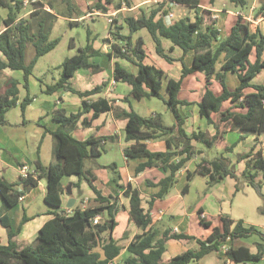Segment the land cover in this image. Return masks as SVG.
I'll return each mask as SVG.
<instances>
[{"label":"trees","instance_id":"1","mask_svg":"<svg viewBox=\"0 0 264 264\" xmlns=\"http://www.w3.org/2000/svg\"><path fill=\"white\" fill-rule=\"evenodd\" d=\"M33 1V0H31ZM64 3L67 17H72L77 13L72 0H61ZM235 5H245L246 0H230ZM35 10L30 13H39V9L44 6L42 2L33 1ZM172 3L184 4L189 7H196L199 0H157L156 5L148 14L141 12L137 16H125L123 21L128 28V34L119 32V26L113 23L109 32L114 42L111 44L113 55L121 59H126L137 66V73L133 74L126 70L119 63L115 62L113 78L117 81L125 82L130 86V95L135 99L157 97L167 106L173 116V123L165 125L158 116H142L134 110H123L120 116L125 118L124 127L125 140H134L135 143L123 149L125 157H143L134 173L137 174L147 167H161L169 174L163 176L157 183L159 189L155 198H164L176 182V172L184 163L200 153L195 143H200L204 148L211 149L217 147L223 140L226 131L221 127L222 123H228L230 129L239 132L238 141L243 140L248 134H260L264 132V84H251L250 80L262 69H264V33H252L248 24L238 18L232 25L229 34L220 37L215 20L211 18L209 12H197L193 19L180 17L169 23L166 16ZM50 6L51 4L48 3ZM122 4L130 5V0H96L93 7L106 12V5H112L115 9H120ZM0 6L7 9L5 17L0 15V24L5 28L0 31V52L5 56L6 62L0 61V69L20 70L22 72V85L25 94L19 100L20 82L16 79L9 80V86L3 93H0V125L7 123L6 112L19 104L22 115L25 108L32 101V96L28 91V78L32 73L37 59L52 50L59 42V37L49 38V27L43 23L52 16H46L36 23L35 32L30 35L29 18H19L18 14L23 9V0H0ZM264 16V0L255 12V16ZM63 15V14H62ZM158 16V17H156ZM47 21V20H46ZM74 23L73 21H70ZM144 28L153 44L155 53L166 61H173L162 44L163 39L170 41L171 46L181 49L182 54L177 58L181 63V74L178 79L169 78L166 84L167 97L161 94L163 86L164 71L153 64L145 63L144 40L141 36L133 39V34ZM90 31L87 30L86 43L78 47L77 53L64 57L61 63L59 78L46 88L47 93H51L58 88H64L82 98L79 109L76 112L66 114L61 107L53 110V118L59 122L58 127L49 132L53 138L52 155L53 160L44 165L36 152L34 161L35 176L28 174L19 181L8 182L0 177V224L6 229L8 241L5 245H0V264H108L120 253L121 246L112 237L115 226V213L118 205L115 201L101 194V191L93 185L95 176L92 172L84 169V161L88 158H95L100 154L99 146L102 140H110L108 136L89 135L83 140H79L72 135L73 129L84 113L92 111V117H96L100 112L112 108L104 98L92 102L84 98L97 93L103 89L105 82L95 85L89 90L80 91L71 87L68 83L70 77L77 69L86 68L93 72L99 70V65L91 63L89 56L99 55L101 52L94 49L90 43ZM34 47V55L29 62L25 61V49L28 41ZM217 44L213 46V42ZM189 50L194 52L192 64L186 66L183 56ZM254 50L255 60L249 62V54ZM224 54L222 71H217L215 63L219 55ZM231 70L237 74L239 83L229 90L225 84V73ZM193 72H203L207 78L214 75L220 82L222 91L215 95L206 86L201 100L198 102L200 116L205 117L208 123L215 128L212 135L203 131L187 134L183 128L184 120L178 111V105L186 104L187 101L178 98L182 79ZM251 87L253 90L245 93V89ZM226 100L232 102L230 108L221 110L222 103ZM233 107V109H231ZM244 109V111L234 110ZM211 113H218L219 119L213 121ZM24 122V119L22 120ZM89 121L84 117L82 124L87 126ZM162 138L165 141L164 151H151L146 147V141ZM236 142L224 144L221 151L211 159H202L194 171L187 172V180L193 174L205 176L207 186L223 180L226 176H231L238 181L235 169L230 165L228 158L223 153L231 150ZM181 156L177 161L173 157ZM247 158L245 170L241 177L245 182L254 187H259V182L254 178L258 172L261 173V181L264 182V152L260 149L250 151L244 155ZM114 167L115 163L103 167ZM76 175L79 179H85L94 193V204H89L85 208H74L71 213L55 210L53 216L40 227L37 237L33 242L19 244L15 240L17 232L23 222L27 219L21 217L18 227L13 230L10 225L7 211L15 205L19 197L31 187L37 184L39 179L45 178L44 201L50 207L57 209L62 204V194L66 192V187L61 183L64 176ZM115 181L118 179L115 178ZM151 183V182H149ZM124 196L129 200V217L135 225L141 229V233L136 234L127 245V250L131 254L123 263L115 264H197L204 255L220 249V244L227 238L232 240V245L226 249V255L230 260L245 261L259 260L262 257L264 243L256 245L257 250L250 252L245 245H237L236 241L241 237H248L256 233L264 239V233L255 226H244L241 221L234 222L227 216H222V228L215 227L212 232L203 240L197 239L199 248L197 250L187 249L168 260H163L162 254L165 251V244L171 240H191L192 236L184 233L171 232L170 229L159 230L152 223L149 210H144L141 206L139 191L131 184H117ZM188 189V182L182 188L183 192ZM238 189V184L236 186ZM152 198V200L154 199ZM152 200L149 201L151 206ZM261 214H264V203L258 207ZM105 213V216H101ZM99 216V220L94 223L92 220ZM200 222L209 225L200 218Z\"/></svg>","mask_w":264,"mask_h":264},{"label":"crops","instance_id":"2","mask_svg":"<svg viewBox=\"0 0 264 264\" xmlns=\"http://www.w3.org/2000/svg\"><path fill=\"white\" fill-rule=\"evenodd\" d=\"M72 1L74 5L80 8V10L77 11V17H84L83 19L91 22L92 26H94L93 30L87 28V30L90 31V43L94 49L100 50L101 53L99 55L89 56V61L91 63L99 65L98 71L93 72L86 68L77 69L68 80V83L71 87L77 90L85 91L91 89L95 85H100L101 83L105 82V86L101 91L88 95L84 99L88 102H92L97 99L104 98L109 103V105L112 106L111 109L100 112L96 117H92V111L84 113L72 131V135L79 140H83L91 134L97 137L110 136L113 138L110 140H102L100 146L98 147L100 154L93 159L88 158L84 161V169L85 163L87 162L89 168L86 170H93H91L95 176V179L92 182L93 185L101 191L103 196L108 197L111 202L115 201L118 205V211L114 216L115 226L112 231V237L121 246V250L119 255L108 264H115L117 262L123 263L124 260L131 255L127 250V245L136 234L141 233V229L138 228L129 217V200L128 197L123 195L122 189L117 185L120 183L125 185L129 183L138 189L141 198V206L145 211L149 210L152 223L156 225L159 230L168 228L171 232L184 233L193 237L191 240H171L166 242L165 251L162 254L163 260H168L169 258L187 249L197 250L199 248V245L196 241L197 239H205L215 227L219 229L222 228V216H227L234 222L241 221L244 226L253 225L262 233H264V214L258 212L259 216L262 217L259 218L255 216L250 209L252 204L258 208L264 203V182L261 181V173L258 172L257 176L254 178L256 182H259V187L249 185L247 182H245L243 177L242 178L245 185H240L241 175L245 170V162L247 160L244 155L250 151H256L258 149L264 152V132L260 134H248L243 140L237 142L239 132L230 129L228 123H222L221 127L225 128L226 131L220 144L217 145V147L207 149L204 148L200 143H195L196 148L200 149L201 152L187 160L184 165L176 172V182L169 190L168 194L164 198H155L154 196L157 193L159 186L150 184L157 183L160 178L168 175L169 171H165L161 167H147L137 174L134 173L135 167L145 159L143 157L127 158L124 156L123 149L133 145L135 141L125 140L124 127L126 120L120 116V113L123 110L129 111L132 109L142 116H158L165 125H171L173 123V118L170 123H167L166 113L169 111V109L161 99L157 97L142 98L140 100L135 99L130 95V86L128 84L122 81H117L113 78L115 62L119 63L122 67L133 74H136L138 69L134 63L127 61L126 59L108 55L109 52L112 53L111 44L114 42V40L107 38V33L110 34L109 30L111 26H113V23L110 24L108 22L111 18H106V15L110 14L109 8L113 6L106 5V12H102L94 7H90L92 11L94 9H96V11L88 12L87 15L90 16H86L85 8L87 7V4L91 3L92 0ZM95 1L96 0H94V2ZM260 1L261 0H246L245 5H235L234 3L230 2V0H199L198 5L194 8L184 4L172 3L169 12H173L176 15V18L172 19L167 15V19L165 20L167 23H169L180 17H189L193 19L196 11L199 13L208 11L211 18L215 20V24L219 30L221 38L229 34L232 25L238 18H241L248 24L250 32L264 33V16L259 14L256 16L254 15L260 4ZM156 2L157 0H130V5L127 9H124V6L122 5L123 8H114L113 12L111 13H117V17H120V11L124 10H137V15L141 14V12L148 14L149 11L155 7ZM42 3L44 6L40 8V10L45 12V15H50L52 18L62 17L68 20L71 19L69 17H64L62 13H54L52 10V4L50 6L48 3ZM25 5L26 3H23V9L18 14V19L29 18V21H31L30 17L32 18L34 15H36H30V13L35 10L34 5L30 3L33 8L27 12L24 11ZM6 14L7 9L4 15H0L5 17ZM128 15L121 16L118 18V20L114 18V20H116V23L114 24L119 26V32L124 35L128 34V28L123 21V17ZM137 15L132 14L131 16ZM46 20V22L50 25L48 19ZM72 24H80V22L75 21ZM33 26L36 28V25ZM4 28V24L1 23L0 31H2ZM143 30L145 29L141 28L136 31L133 34V39L141 36L144 40V62L153 64L164 71L161 94L164 98H166L168 95L166 89L168 79H178L181 74V63L179 60H177V58L182 54L181 49L178 47H173V49L169 51L168 48L171 46V43L169 40L163 39L162 44L164 48L170 56L175 58L173 61H166L155 53L153 42L151 39L143 35ZM216 44L217 42L214 41L213 46ZM193 56L194 52L192 50H189L185 53L183 56V61L186 66H190L192 64ZM248 59L249 62H253L255 60L254 50L249 54ZM0 61L6 62L5 56L1 52ZM223 61L224 54H221L215 63L217 71H222ZM12 71L14 70H10L9 68L0 69V72H2L0 75L5 76V79L1 84L2 86L0 85V93H3L9 86L10 79L18 80L20 82V89L22 78L18 74H14ZM223 72L225 73L226 86L229 90H233L239 83L237 74L231 70ZM29 81L30 80L28 78V82ZM250 83L264 84V69L258 72L250 80ZM206 86H208L215 95L220 94L222 91V86L215 76L211 75L210 78H207L203 72H193L188 74L181 81L178 98L186 100L187 103L178 105V111L184 120L183 128L187 134L203 131L209 135H212L215 132L213 125L208 123L205 117L200 116L198 111V102L201 100ZM63 90L76 95V98H64L62 94ZM252 90L253 89L251 87H247L244 92L247 93ZM47 94H56V99L52 104L48 100H43L39 106L42 110V113L38 116L36 125L38 129L42 130L41 134L43 139L46 137V135L51 136L49 132L54 131L59 125V122L56 121L52 116L53 110L56 107H61L65 110L66 114L76 112L79 109L80 102L82 100V98H80L77 94L64 88H58L55 91ZM35 99L36 98L32 96V101ZM143 99H147L145 104L144 102H141L144 101ZM137 103H140V106H137ZM184 106L186 109L180 111V107ZM231 106L232 102L226 100L222 103L221 110L230 108ZM231 109H233V107ZM234 110L244 111V109ZM84 117L90 122L87 126L82 124V119ZM219 117L220 116L218 113H211V118L213 121H217ZM17 124H10L7 120L6 124L0 125V177L8 182L20 180V170L22 166H26L28 172H35L34 161L36 159L37 150L39 151V157L41 160L40 146L38 145L39 147L37 146L35 151H33V149L28 145L25 135V131H28V127L24 128L25 121L21 122V124ZM22 127L24 128L23 130L21 129ZM38 129L37 132L39 131ZM234 142H236L234 147L231 150L223 153V156L228 158L230 165L234 167L235 174L239 177L238 181L231 176H226L220 182L209 187L205 193H202L201 199L194 201L193 203L192 201L190 203H186L184 197L190 190L191 181L196 177V175H198L193 174L192 177L187 180V172H193L197 164L202 159H211L216 156L221 151V146L224 144L229 145ZM146 147L151 151H164L166 149V144L162 138H158L146 141ZM114 149H116L122 155L123 161L121 165L117 164L115 161H111L109 163H115V166L113 167L114 175L109 176L105 170L106 168L103 167L108 166L109 164L100 163L99 158L104 153L106 154ZM180 157L181 156H175L173 157V160L177 161ZM50 162L51 161H49L47 164L44 162L42 163L48 166ZM98 172L100 173L98 174ZM182 176L185 177L184 184L181 188H176L175 191L172 192L173 188L178 184V180ZM115 178L118 179V181H115ZM206 181L207 179L205 180V183ZM186 182H188V189L186 192H183L182 188ZM61 183L64 187H67L68 184H71V194H68L67 192L62 194V204L57 209L51 210L47 208L49 205L45 203L46 207L42 206L41 204V207L35 211L33 205L34 200L39 199L44 201L45 183H43L41 179H39L37 184L31 187V189L24 192L20 196L18 202L8 209L7 214L9 216L11 228L13 230H16L23 215L27 218L23 222L20 230L17 232V235L14 237L19 244L33 242L37 237L40 227L45 221L53 216L52 213L55 210L65 211L68 213L76 207L85 208L89 204H94L93 200L95 195L85 179H79L73 174L64 176L61 180ZM237 184L238 189H236ZM241 186H243V189L245 190L243 192L244 194L239 196L241 191L240 188H242ZM245 187L255 189L259 195V202L263 201V203H258L257 199L254 197L248 203V199L245 197L247 194V192H245ZM153 197L154 199L152 200ZM70 198L73 199V203L70 207H68L67 204ZM235 199L237 201L236 206L233 205ZM150 200H152L151 206H149ZM1 206L2 202L0 199V208ZM101 216H105V213H102ZM200 218H202L203 221L208 222L209 225L202 224L200 222ZM7 241L8 237L6 229L0 224V245L7 244ZM258 243H264V239L256 233H253L248 237H241L238 241H236L237 245L247 246L250 252H255L257 250L256 245ZM231 245L232 240L227 238L221 242L220 249L204 255L198 260L197 264H264V250L262 257L259 260H230L226 255V249Z\"/></svg>","mask_w":264,"mask_h":264},{"label":"rangeland","instance_id":"3","mask_svg":"<svg viewBox=\"0 0 264 264\" xmlns=\"http://www.w3.org/2000/svg\"><path fill=\"white\" fill-rule=\"evenodd\" d=\"M39 2L50 3L53 5L52 10L54 13H57V14L62 13L63 15H66V9H65L64 4L61 2V0H39ZM93 2H94V0H92L91 3H89L90 5L87 4V7L85 8L86 16H90V15H87L88 12H95L96 11V9H94L93 11H92V9H90V7H93ZM30 3H31V0H28V2L25 5V9H24L25 12H27L28 10L33 8V6L30 5ZM122 5L124 6V9L128 8V6L126 4H122ZM75 7L78 8V10H80V8L78 6L75 5ZM109 9H110V14L106 15V18H109V19L111 18L112 21H113V18L118 20V18H120L121 16L128 15V14H130V15L136 14L137 15V13H138L137 10H135V11H125L124 10V11H120L119 14H121V16L117 17L118 16L117 13H115V14L111 13V12H113L114 8L110 7ZM5 12H6V9L0 6V14L4 15ZM45 14H46L45 12H43L42 10L39 9V13L34 15L32 18L30 17V19H31V21L29 22L30 23V29H29L30 35H32L37 28V26L35 28L33 25H36V23H39V21L44 19L43 16L44 17L47 16ZM77 16H78L77 13H73L72 17H69V18H71L69 20L73 21V22L74 21L80 22V24H72L68 19H65L62 17L53 18L50 21V25L46 22L45 19L43 20V23L46 25V27H49V34H50L49 38L52 39L55 37H59L60 40H59L58 44L55 46V48H53L51 51L40 56L37 59L35 65L33 67L32 73L29 76L30 81L28 82V85H29L28 91H29V94L31 96H34L36 99L34 101H32L30 105L27 106L23 115H22L19 104H17L15 107L10 108L6 112L7 120L9 121L10 124H13V125L17 124V123L21 124L22 120L25 118L24 119V121H25L24 128L28 127V131H25V135H26V139L28 141V145L30 148L33 149V151H35V149L37 148L38 145L40 146L41 160L45 164H47L49 161L53 160V155H52L53 138L50 135H46V137L43 139L42 134H41L42 130L38 129V127L36 125V121L38 120V116L42 113V110L39 107L40 103L43 100H48L52 104L53 101L56 99V94H47L45 92V89H46L47 85L53 84L59 78L60 72H61V63H62L64 57L77 53L78 47H82L85 45L87 28H89L90 30L94 29V26H92L91 22H88V21H86V19H83L84 17L78 18ZM64 17H67V16H64ZM169 18H172V19L176 18V15L173 13V16H169ZM108 22L110 23V20ZM143 35H145V37L151 39L146 30H143ZM107 38L112 39L111 34L107 33ZM34 51L35 50H34L33 44L29 40L26 44V49H25V61L26 62H29L32 59V57L34 55ZM12 72H14V74H18L22 78V72L20 70H14ZM1 73L2 72H0V74ZM4 79H5V76L0 75V85L2 84V81H4ZM21 85H22V82H21ZM62 92H63L62 94H63L64 98H66V97L67 98L68 97L76 98V95H74L70 92H66L64 90ZM24 94H25V89L23 87H20L19 93H18V98L22 99ZM143 100L144 101H141V102H144V104H145L147 102V99H143ZM140 103H137L136 105L140 106ZM183 109L184 110L186 109L185 106L180 107V111H183ZM166 111H167V109H166ZM172 118H173V116H172L171 112L167 111V113H166L167 123H170L172 121ZM19 127H21V126H19ZM24 128L22 127L21 129L23 130ZM37 129L40 132L39 131L37 132ZM215 150H217V149H215ZM111 161H115L119 165L122 164L123 157L116 149H114V150H112L106 154L104 153L99 158V162L102 164H109ZM87 168H89V166H88V163L86 162L85 163V169H87ZM105 168H106L105 170L109 176L114 175L113 167L110 166V167H105ZM91 170H90V172L93 171V170L92 171ZM99 173L100 172H98V174ZM206 179L207 178L204 176L196 175V177L190 183L189 192L184 197L186 203H190L191 201L193 203L194 201H197V200L202 198L201 194L205 193V191L207 189H209V187L205 183ZM41 181L43 183H45V178H42ZM184 181H185V177L184 176L180 177V179L178 180V184L175 185L172 192H174L176 188H181L182 185L184 184ZM240 183H241L240 185H245L242 177H241ZM241 187L242 188H240L241 191L239 193V196L244 194L243 192L245 190V189H243V186H241ZM245 188H246L245 192H247L245 197H246V199H248V203L253 199V197L255 199H257L258 203H260V204L263 203V201L259 202L260 201L259 195L255 189H252L249 187H245ZM211 190H213V189H211ZM236 203H237V201L235 199L233 205L236 206ZM41 204H42V206L46 207V204L43 200L42 201L39 199L34 200L33 205H34L35 211H37L39 209V207H41ZM250 207H251L250 209H251L252 213L255 216L262 218L259 216V213H258L259 211H258L257 206L252 204ZM47 208L54 210V208H52L50 206H47ZM166 256H167V253H166Z\"/></svg>","mask_w":264,"mask_h":264},{"label":"built area","instance_id":"4","mask_svg":"<svg viewBox=\"0 0 264 264\" xmlns=\"http://www.w3.org/2000/svg\"><path fill=\"white\" fill-rule=\"evenodd\" d=\"M23 2H24V4H25V3L28 2V0H24ZM169 16H173V13L170 12V13H169ZM110 21H111V19H110ZM20 172H21L20 178H25V177H27L28 174H31V175L35 176V172H28L26 166H22ZM19 198H20V197H19ZM66 213H67V212H66ZM68 213H71V212H68ZM98 220H99V216H95V217L93 218L92 221H93L94 223H96Z\"/></svg>","mask_w":264,"mask_h":264},{"label":"water","instance_id":"5","mask_svg":"<svg viewBox=\"0 0 264 264\" xmlns=\"http://www.w3.org/2000/svg\"><path fill=\"white\" fill-rule=\"evenodd\" d=\"M66 192L68 193V194H71V184H68L67 185V187H66ZM72 203H73V199H69V201H68V207H70L71 205H72Z\"/></svg>","mask_w":264,"mask_h":264}]
</instances>
